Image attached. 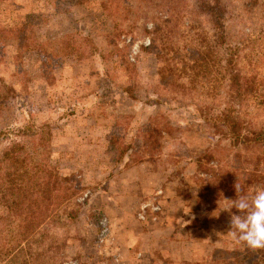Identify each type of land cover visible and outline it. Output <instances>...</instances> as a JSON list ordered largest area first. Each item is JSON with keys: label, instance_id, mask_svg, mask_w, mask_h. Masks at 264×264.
<instances>
[{"label": "rangeland", "instance_id": "rangeland-1", "mask_svg": "<svg viewBox=\"0 0 264 264\" xmlns=\"http://www.w3.org/2000/svg\"><path fill=\"white\" fill-rule=\"evenodd\" d=\"M262 1L222 3L229 40L247 43L264 70ZM199 10L200 0H0V82L14 92L0 114V154L13 142L32 153L35 134L48 126V163L79 189L57 207L64 222L32 248L50 250L57 238L63 253L52 249L49 264L264 261L228 235L231 216L241 213L226 188L201 197L198 183L214 189L224 166L226 184L239 183L251 199L264 189V166L253 176L232 165L229 141L218 143L200 100L177 97L158 80L154 26L176 14L166 41L188 48L189 24L212 27ZM254 30L261 37L252 39ZM241 113L249 126H262L264 114L253 107ZM210 149L217 159L200 171L196 160Z\"/></svg>", "mask_w": 264, "mask_h": 264}, {"label": "trees", "instance_id": "trees-1", "mask_svg": "<svg viewBox=\"0 0 264 264\" xmlns=\"http://www.w3.org/2000/svg\"><path fill=\"white\" fill-rule=\"evenodd\" d=\"M87 1L78 0V3ZM260 7L264 17V0ZM199 11L212 27L200 29L189 24L183 41L188 48L178 47L171 37L166 41L169 21L181 20L176 14L171 16L170 13L171 20L154 26L152 43L163 58L158 71L159 83L177 97L199 99V113L205 123L217 131L218 143L228 139L229 150L233 152L232 165L235 163L241 166L242 172L255 176L264 166V122L259 128L249 126L242 119L241 108L253 107L256 113L264 114V70L258 64L261 59L253 52L246 53L247 43L229 40L227 10L222 0H200ZM28 27H23V33ZM252 33V39L261 37L256 30ZM258 50L262 53V48ZM13 93L12 87L0 82V114ZM41 131L38 137L35 134L32 153L24 144L13 142L0 154V208L7 211L6 215L0 214V260L6 263L39 264L41 261L49 264L52 249L62 255L63 246L57 245L60 244L57 238L51 242L50 250L37 253L32 248L39 243V238L49 234L50 227L64 222L67 216L59 214L57 207L79 193L78 187L69 183L70 179L63 178L48 163L51 133L48 126ZM1 136L2 133L0 139ZM214 153L213 149L206 150L197 158L200 171L210 170V164L217 159ZM225 169L221 167L216 177L220 182L214 189H210V182L198 178L201 197L213 190L223 194L222 188H226L224 192L229 193L233 201L237 199L235 186H228L220 176ZM258 251L264 254V249ZM251 264H264V261Z\"/></svg>", "mask_w": 264, "mask_h": 264}, {"label": "clouds", "instance_id": "clouds-1", "mask_svg": "<svg viewBox=\"0 0 264 264\" xmlns=\"http://www.w3.org/2000/svg\"><path fill=\"white\" fill-rule=\"evenodd\" d=\"M235 187L238 199L230 202L232 208H236L241 214L231 216V231L228 235L236 243L245 244L250 249H264V189H258L249 199L240 195L239 183Z\"/></svg>", "mask_w": 264, "mask_h": 264}]
</instances>
